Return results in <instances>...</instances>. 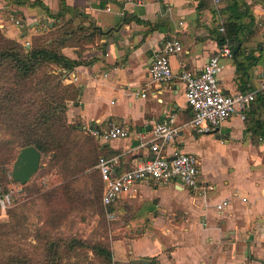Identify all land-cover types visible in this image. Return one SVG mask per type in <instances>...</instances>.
<instances>
[{"label":"crops","instance_id":"crops-1","mask_svg":"<svg viewBox=\"0 0 264 264\" xmlns=\"http://www.w3.org/2000/svg\"><path fill=\"white\" fill-rule=\"evenodd\" d=\"M64 1L71 9L63 20L68 26L98 28L86 46L70 42L73 29L62 48L78 62L67 74L66 82L80 89L68 100V121L81 123L89 134L92 127L104 131L112 124L130 132L109 141L93 135L97 157L118 156V170L149 160L155 126L171 111L180 132L169 151L196 154L201 181L216 186L203 196L175 180L150 179L135 193L123 194L108 207L116 214L115 264H264V138L248 131L247 118L237 116L209 132L194 129L180 78L184 70L200 71L220 48L215 30L225 22L223 10L232 0L218 5L214 0ZM243 1L254 20L241 34L239 57L234 52L220 59V84L227 93L258 89L264 81V0ZM61 7L62 0L9 1L0 5V26L26 43L54 27L49 13ZM175 35L184 48L171 57L175 77L153 83L148 72L153 56ZM255 101L247 117L249 111L264 117V91ZM224 200L230 204L219 210Z\"/></svg>","mask_w":264,"mask_h":264},{"label":"trees","instance_id":"trees-1","mask_svg":"<svg viewBox=\"0 0 264 264\" xmlns=\"http://www.w3.org/2000/svg\"><path fill=\"white\" fill-rule=\"evenodd\" d=\"M9 1L22 5L29 0H0V5ZM67 10L71 9L62 0L59 12L49 13L55 18V25L42 35L51 36L52 42L49 39L41 44L32 41L28 46L8 36L0 26V216L7 195L13 201L21 202L16 208L7 210L10 214L8 220L0 219V264H115L110 243L89 241L58 231L61 218H49L42 225L31 224L25 213V208L34 202L33 193L44 192L42 197H46V202L50 201L46 204L51 207L53 199L57 205L63 201L74 208L84 198L85 205L100 207L101 213L109 220L102 201L101 172L92 169L99 160L95 152L97 141L85 132L81 123L68 121V100L77 97L80 89L66 82L67 74L78 62L62 52L73 29L70 42L78 45L80 42L89 43L98 28L68 26L63 22ZM225 11L228 13L225 31L216 29V38L220 45L230 42L239 57L241 34L244 28L253 24L254 16L243 0H232ZM238 64L241 71L243 63ZM261 114L257 116L249 111L246 122L248 131L264 138V117ZM27 146L38 148L42 153L40 168H46V174L53 169L58 177L48 192L44 191L42 183L34 186L30 182L21 184L11 174L14 160ZM88 169L91 170L86 172ZM79 177L86 179L87 184L94 180L95 192L90 190V195H81L80 189L75 187ZM25 197L28 199L22 202ZM51 207L56 218L59 208L52 210Z\"/></svg>","mask_w":264,"mask_h":264},{"label":"built area","instance_id":"built-area-1","mask_svg":"<svg viewBox=\"0 0 264 264\" xmlns=\"http://www.w3.org/2000/svg\"><path fill=\"white\" fill-rule=\"evenodd\" d=\"M214 2L218 5L221 0H214ZM20 22L16 21L18 25L21 24ZM220 30L225 31L224 23ZM183 49L178 36L167 39L153 56L148 70L150 81L158 84L172 81L175 72L171 57L182 53ZM233 56V48L227 41L209 58L200 71L184 70L180 75L185 83L186 100L193 113L191 126L201 133L212 131L236 116L245 120L247 111L257 99L258 93L264 91V81H261L258 89L250 91L227 93L222 89L219 78L222 68L220 59ZM142 96H147L146 89H143ZM89 132L107 141L127 138L130 135L127 128L117 124H112L104 131L92 127ZM179 132L180 127L176 124V115L168 111L155 126L154 137L150 145L153 154L149 160L132 169L118 170L120 168L118 156L99 159L97 169L100 170L104 183L102 201L109 220H115L116 214L108 207L123 194L135 193L141 183L150 179L161 182L175 180L185 188L203 196L206 192L216 188L213 183L201 181L199 158L196 154L183 152L175 147L173 152L169 151ZM229 204V200H224L217 205V208L222 210Z\"/></svg>","mask_w":264,"mask_h":264},{"label":"rangeland","instance_id":"rangeland-1","mask_svg":"<svg viewBox=\"0 0 264 264\" xmlns=\"http://www.w3.org/2000/svg\"><path fill=\"white\" fill-rule=\"evenodd\" d=\"M49 37L51 36L37 34L36 36L34 35L29 42L31 43L33 41L37 44H41L44 43ZM82 43L84 46L88 44H85V42ZM46 170V168H40L38 173L30 180V183H33V186L37 185L38 183H42L45 189L44 191L48 192L50 191L49 187H51L54 181L58 180V177L53 169L50 170L48 174H46ZM75 187L80 189L81 195L83 194L88 196L90 195V192H95V181L90 180L89 184H87L86 179H81L79 177L75 182ZM20 189L21 188H18V190ZM42 193L44 192H41L40 194H36V192L33 193V204H30V207L25 208V213L28 214L31 224L36 223L42 225L46 220H49V218L51 220H60L59 218H61V224L58 231H61L65 234H74L89 241H100L110 244L112 240L116 238V236L113 235L114 223L109 221L105 215L101 213L100 207L94 208V206L90 207L89 205H85L86 203L84 198L80 199L75 204L74 208H72L69 204L63 203V201H60V204L57 205L56 201L53 199L51 200V207L50 205L46 204L48 201H45L46 197H42ZM27 199L28 198L25 197L21 201L23 202ZM5 200L7 201V205ZM5 200H3V211L0 216L1 220H8L10 214L7 210L16 208L21 203L13 201V199H11V197L8 195L6 196ZM50 207L52 210L56 207L59 208V215H57L56 218L54 217V212L53 214L51 213Z\"/></svg>","mask_w":264,"mask_h":264},{"label":"water","instance_id":"water-1","mask_svg":"<svg viewBox=\"0 0 264 264\" xmlns=\"http://www.w3.org/2000/svg\"><path fill=\"white\" fill-rule=\"evenodd\" d=\"M28 27L23 26L21 31L26 32ZM29 46V44H27ZM42 162V153L35 146H27L18 153L11 174L21 183L27 184L38 173Z\"/></svg>","mask_w":264,"mask_h":264}]
</instances>
